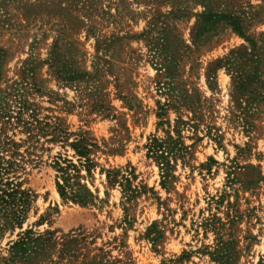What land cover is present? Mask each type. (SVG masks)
Here are the masks:
<instances>
[{
  "label": "rangeland",
  "instance_id": "rangeland-1",
  "mask_svg": "<svg viewBox=\"0 0 264 264\" xmlns=\"http://www.w3.org/2000/svg\"><path fill=\"white\" fill-rule=\"evenodd\" d=\"M208 2L215 15L241 18L255 52L217 18L200 29L201 0H0V112L7 115L0 136L21 143V122L49 117L99 147L90 174L80 172L96 200L80 207L63 201L55 186L54 158L77 164L73 151L41 138L27 155L22 144L18 176L35 199L22 229L0 236V264L26 229L54 232L58 243L70 232L87 239L72 254L56 245L43 262L10 264H216L205 252L215 235L198 225L211 214L227 223L234 210L239 219L226 224L237 241L234 264L264 258V0ZM176 132L188 154L170 160L173 179L163 189L145 145ZM234 166L242 169L231 183ZM130 167L132 186L146 190L126 202L100 169ZM220 196L219 206L210 204ZM152 224L161 233L155 247L146 238Z\"/></svg>",
  "mask_w": 264,
  "mask_h": 264
},
{
  "label": "trees",
  "instance_id": "trees-1",
  "mask_svg": "<svg viewBox=\"0 0 264 264\" xmlns=\"http://www.w3.org/2000/svg\"><path fill=\"white\" fill-rule=\"evenodd\" d=\"M201 2L204 7V13L199 16L201 19L200 29L208 31V26L212 22H215L212 20L217 18V22L224 21L226 25L232 28L234 33L245 39L251 46L252 52H255L256 43L245 35L241 18L231 13L215 15L209 7L208 0H201ZM57 50L58 47L55 45L53 53L54 64H58V57H56ZM239 53V51L232 52V55L228 58V64L236 61L240 55ZM253 58L255 59L256 57ZM55 74L62 81H69L72 78L69 73ZM261 98L264 102V94L261 95ZM101 109L104 110L102 107H98L99 112H104ZM161 116H163L162 113H157V117ZM0 117H7V115L6 113L0 112ZM31 118V121L21 122L22 132L26 135V139L21 141V143H16L7 136H0V236L8 230L13 232L15 228L22 229V225L26 221L27 214L35 199V196L29 190L22 188V182L18 176V173L23 171L22 164L24 163V157L19 152L22 144H27L24 151L27 155H33L32 151L36 149L35 144H39L41 138H43L44 143H60L63 147H69L73 151L74 156L78 158L77 164H74L72 160L62 158L61 155H57L53 161V168L57 172L55 186L59 197L65 202L69 201L80 207H89L96 200L94 194L85 185L80 183L81 169H84L87 174H90V171L95 167L94 162L90 158L94 152L99 151L95 140L86 132H68V129L61 124L59 119L51 121L49 117H46L44 121H39L34 119V117ZM70 138H72L71 142H69ZM145 149L147 150V157L153 158L157 163L160 169V186L166 189V186L170 183L169 181L173 179L170 175L172 169L170 160L184 159L188 154V148L183 145L180 135L176 132V138H173L169 133H167L166 139H159L155 136L151 137L145 145ZM241 169L242 167L238 166L232 167V170L229 172V176L232 175L234 177L231 179V183L236 179L235 176ZM130 170L100 169V174L105 175L107 185L113 188L118 186L126 202H130L140 193H143V190H146L144 185L132 186V181L136 180V177L132 172V167H130ZM262 180V177L257 175L255 183H259ZM223 197L220 196L218 199L210 198V204L214 203L216 206H219L223 201ZM228 205L229 208L232 207L230 204ZM237 212V210H234V214L231 215L226 213L227 218L230 216L227 223H223L216 214H211L198 225L199 228H202L205 235L207 232H213L215 235L213 247L205 248V252L211 261L216 264H234V256L237 253V241L227 231L226 224L232 226L236 223L239 219ZM53 237L54 232L49 231L35 235L31 229H26L18 233L17 240L9 243L10 257L7 259L3 258L2 263L10 264L14 258H19L27 262L30 260L43 262L55 251L56 245L61 246L64 254H70V252L72 254L75 251L74 248L80 245L79 243H85L87 239L82 232H70L69 234L63 235L60 238V243L56 242ZM146 238L151 241L154 247L160 240L161 233L156 229L155 224H152L146 230ZM89 244H93V242ZM97 250L102 253V249L99 248ZM93 259L92 257V261L95 263ZM116 262L121 263L118 259ZM129 263L127 262L125 264ZM96 264H102V262ZM259 264H264V258L261 259Z\"/></svg>",
  "mask_w": 264,
  "mask_h": 264
}]
</instances>
